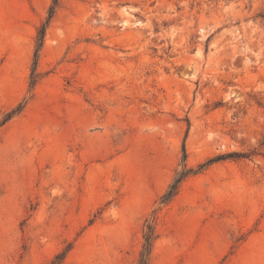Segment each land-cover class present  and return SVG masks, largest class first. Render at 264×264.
Wrapping results in <instances>:
<instances>
[{
  "label": "rangeland",
  "instance_id": "374dc122",
  "mask_svg": "<svg viewBox=\"0 0 264 264\" xmlns=\"http://www.w3.org/2000/svg\"><path fill=\"white\" fill-rule=\"evenodd\" d=\"M0 264H264V0H0Z\"/></svg>",
  "mask_w": 264,
  "mask_h": 264
},
{
  "label": "trees",
  "instance_id": "16d2710c",
  "mask_svg": "<svg viewBox=\"0 0 264 264\" xmlns=\"http://www.w3.org/2000/svg\"><path fill=\"white\" fill-rule=\"evenodd\" d=\"M178 180H179V179H178ZM178 180H177V181H178ZM175 191H176V186L173 185V186L171 187L170 194H173ZM147 252H148V251H147ZM148 253H149V252H148ZM146 257H147V255H145V260L147 259ZM146 263H147V260H146Z\"/></svg>",
  "mask_w": 264,
  "mask_h": 264
}]
</instances>
